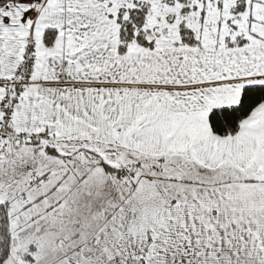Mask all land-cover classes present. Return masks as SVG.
Masks as SVG:
<instances>
[{
	"label": "snow or ice",
	"instance_id": "1",
	"mask_svg": "<svg viewBox=\"0 0 264 264\" xmlns=\"http://www.w3.org/2000/svg\"><path fill=\"white\" fill-rule=\"evenodd\" d=\"M0 264H264V0H0Z\"/></svg>",
	"mask_w": 264,
	"mask_h": 264
}]
</instances>
